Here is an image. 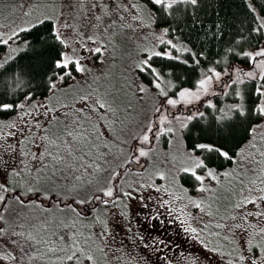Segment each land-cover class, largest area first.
<instances>
[{
    "label": "snow or ice",
    "instance_id": "snow-or-ice-1",
    "mask_svg": "<svg viewBox=\"0 0 264 264\" xmlns=\"http://www.w3.org/2000/svg\"><path fill=\"white\" fill-rule=\"evenodd\" d=\"M0 264H264V0H0Z\"/></svg>",
    "mask_w": 264,
    "mask_h": 264
}]
</instances>
